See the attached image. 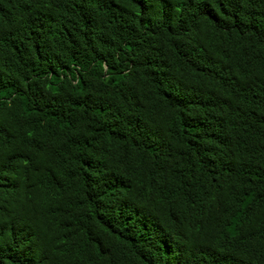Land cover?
<instances>
[{"label":"trees","instance_id":"16d2710c","mask_svg":"<svg viewBox=\"0 0 264 264\" xmlns=\"http://www.w3.org/2000/svg\"><path fill=\"white\" fill-rule=\"evenodd\" d=\"M0 264H264V0H0Z\"/></svg>","mask_w":264,"mask_h":264}]
</instances>
